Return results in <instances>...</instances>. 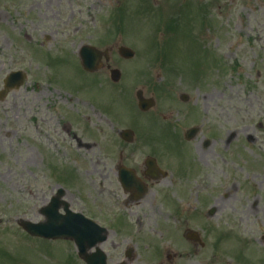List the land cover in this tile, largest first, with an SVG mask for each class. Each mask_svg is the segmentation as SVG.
Returning a JSON list of instances; mask_svg holds the SVG:
<instances>
[{
	"label": "flooded vegetation",
	"instance_id": "1",
	"mask_svg": "<svg viewBox=\"0 0 264 264\" xmlns=\"http://www.w3.org/2000/svg\"><path fill=\"white\" fill-rule=\"evenodd\" d=\"M33 2L38 10L43 8L39 0H26L24 6L28 17L31 16L25 19L27 27L40 35L38 39L24 35V62L28 67L24 93L32 98L26 102L25 111H29L31 124L45 129L40 136L48 140L55 136L56 142L60 140L68 146L67 157L90 164L87 201L74 198L72 193L67 197L63 192L62 197L71 210L106 229L105 239L89 250L90 264H264V211L257 224H252L250 217L259 212L252 191L243 193L241 200L239 187L235 189L232 183L224 188L216 175L228 178L232 173L219 169L221 158L214 153V147L224 143L222 139H170L176 147L174 151L184 154L161 156L160 120L171 126L174 114L158 106V83L149 77L137 82L135 79L140 76L134 74L135 70L131 80H126L122 70L124 81L114 85L122 99L129 101L127 114L131 116L124 117L122 125L132 131L130 139L119 138L117 127L109 124L108 113L95 107V74L81 68L78 51L85 46L108 51L109 63L98 71L108 75L117 66L115 52L120 46L112 35L122 32L125 16L139 14L141 0H75L73 3L81 9L86 3H92L93 8L95 2L103 5L85 14L92 20L87 19L83 29L84 23H79V28L73 12L64 17L65 6H61L63 10L57 7V14L46 20L42 13L33 10ZM77 13L80 16V9ZM33 15L40 20L36 21ZM1 17L5 18L2 11L0 21ZM65 26L67 29L63 30ZM81 34L85 40L80 39ZM17 53L9 55L13 63ZM79 77H84L82 84ZM87 78L94 80L87 82ZM43 83L46 87H42ZM138 93L154 101L146 112L134 111ZM189 100L187 96L186 102ZM184 108L180 107L181 117L191 123L190 109ZM105 125L110 126L114 138ZM195 125L191 123L188 128ZM203 130L206 127L201 122L199 131ZM33 157L29 154L30 159ZM121 169L131 177L127 174L122 179ZM122 183L127 187L123 188ZM140 209L142 215L137 216L133 210ZM239 220L250 226V235L244 241L232 229H223V224L235 227ZM74 264L86 263L78 258Z\"/></svg>",
	"mask_w": 264,
	"mask_h": 264
},
{
	"label": "rangeland",
	"instance_id": "2",
	"mask_svg": "<svg viewBox=\"0 0 264 264\" xmlns=\"http://www.w3.org/2000/svg\"><path fill=\"white\" fill-rule=\"evenodd\" d=\"M39 1L43 8L38 10L35 2L32 3V8L35 12L42 13L44 19L50 20L57 14V7L63 10L61 6H65L64 17L68 16L69 11L73 12L79 28H81L79 23H84L82 29L87 27L85 25L87 19L92 20L85 17V14L97 10L98 6H103L95 2L93 8L92 3H86L81 9L73 3L75 0ZM203 1L209 5L214 0ZM203 1L198 0L202 5H206ZM219 1L222 5L220 15L217 16L215 13L214 3L204 10L206 13L204 16H208L207 21H209L207 22L209 26H206L205 30L201 29L202 21L195 13L191 12L192 18L189 21L183 17L185 8L179 10L180 13L175 12L179 2L155 0L153 4L154 0L149 1L155 11L159 9L157 5L164 13L172 11V18H159L156 13L157 23L158 19H163L165 21L163 26L182 30H187L184 27L185 21L186 27L191 24L190 31H186L187 33L180 40L183 44L176 50L174 49L177 45H173L178 42L182 30L167 35L166 39L165 37L162 39L164 35L159 34L171 50L168 57L171 58V64L168 67L173 65L174 57L183 55V46L189 48L190 54L183 55V58H178L177 61L181 66L186 65L191 80L181 78L178 73V76L173 77L174 80L162 81L161 71L160 77L157 76L156 79L160 78V83L165 85L167 82H172L169 90L176 95L180 93L189 95V105L200 111L202 122L206 121L208 137L225 139L234 133L235 142L230 146L219 143L214 147L217 151L214 153H219L222 157L218 160L219 169L232 173L228 178L216 175L223 181L224 188L232 183L235 189L239 187L241 200L247 187L253 191L252 196L255 197L256 209L259 212H256L254 218H250L252 224H257L256 220L261 218V213L264 211V0ZM69 4H72L73 8ZM24 6L25 0H0V11L6 16L4 20L1 17L2 21H0V89L5 75L26 67L24 62L26 55L23 54L27 41L24 35L37 39L40 37L37 31L30 26L27 27L25 19L31 16L28 17L23 9ZM193 6L196 8V4ZM78 9L81 11L80 16L77 13ZM34 18L36 21L40 20L36 16ZM152 26L146 22L142 25L141 31L147 32L144 30ZM62 29H67V26ZM43 30L49 33L47 28ZM137 34L139 33L130 32L125 35V41L135 49L142 47L136 37ZM80 39L85 40V35L81 34ZM122 41L119 40V43L128 46ZM13 51H18L15 63L9 58ZM138 56V65L144 64L142 60L145 57L139 52ZM19 57H22V60ZM192 63L198 65L191 67ZM124 64L129 66L127 63ZM196 76L201 79L196 80ZM95 79L105 78L99 74ZM90 80L94 78H87V82ZM126 80L131 78L126 77ZM41 85L46 87L47 84ZM24 88L25 85L15 95L11 93L0 100V264H72L66 252L73 249L72 243L66 241L46 243L53 248L45 249L44 243L33 241L36 239L29 240L16 225L17 220L34 223L43 221L39 210L48 203L51 195L54 194V189L62 186L65 196L69 197L72 193L74 198L79 197L87 201L86 193L89 187V162L82 160L75 162L71 157H67L65 149L68 146L60 140L56 142L55 136L51 140L43 135L40 136L45 129L39 130L27 120L30 114L28 110L25 111L26 102L32 98L31 94L24 93ZM93 94L98 98L101 107H110L117 112L121 109L117 96L104 90H97ZM213 112L217 117L212 116ZM95 118L97 119V116ZM174 119L178 123L177 117ZM198 122L201 123V120L198 119ZM116 127L120 128V124L118 123ZM104 128L114 138L110 126L105 125ZM200 135L203 133L200 132ZM57 144L60 145L56 146ZM227 147H238L239 150L238 156L234 157L236 163L231 166L222 162V159L228 160L225 152ZM29 154L35 157L30 159ZM208 171L211 169L209 168ZM62 199L65 200V197ZM133 211L137 216L142 215V209ZM225 227L233 231L238 230L239 234L250 235V226L243 225L240 220L235 227L227 225ZM44 250L54 254L58 252L61 254V250L64 251L62 256L55 255L51 259L43 253L46 252Z\"/></svg>",
	"mask_w": 264,
	"mask_h": 264
},
{
	"label": "water",
	"instance_id": "3",
	"mask_svg": "<svg viewBox=\"0 0 264 264\" xmlns=\"http://www.w3.org/2000/svg\"><path fill=\"white\" fill-rule=\"evenodd\" d=\"M57 214V211L53 207L49 208L47 211V216L49 217L48 223L46 225H35L27 221H19V225L31 235L42 234L40 231L43 228H49L53 230L55 234L73 236L75 231L73 229L74 222L72 220H67L63 222L65 218L60 217ZM62 223V224H61ZM59 224V225H58Z\"/></svg>",
	"mask_w": 264,
	"mask_h": 264
}]
</instances>
